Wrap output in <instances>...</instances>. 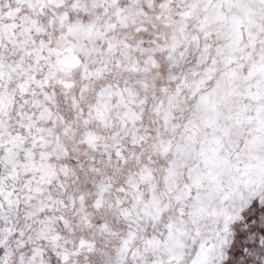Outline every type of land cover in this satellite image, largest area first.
Masks as SVG:
<instances>
[{
	"label": "rangeland",
	"instance_id": "rangeland-1",
	"mask_svg": "<svg viewBox=\"0 0 264 264\" xmlns=\"http://www.w3.org/2000/svg\"><path fill=\"white\" fill-rule=\"evenodd\" d=\"M0 264H264V0H0Z\"/></svg>",
	"mask_w": 264,
	"mask_h": 264
}]
</instances>
